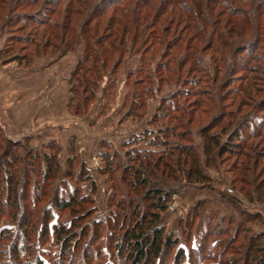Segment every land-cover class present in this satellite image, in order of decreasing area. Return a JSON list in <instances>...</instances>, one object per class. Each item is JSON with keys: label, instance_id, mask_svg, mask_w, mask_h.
I'll use <instances>...</instances> for the list:
<instances>
[{"label": "trees", "instance_id": "16d2710c", "mask_svg": "<svg viewBox=\"0 0 264 264\" xmlns=\"http://www.w3.org/2000/svg\"><path fill=\"white\" fill-rule=\"evenodd\" d=\"M24 1L0 0V19L2 16L0 32L6 27L11 30L17 25L18 29L22 30L23 27H26L24 24L28 25L27 23H29L31 25L32 21L35 27L47 26V28L42 32L40 38H37L39 36L37 28L32 30L31 36L10 34L7 39L8 42L16 41L22 44V51L28 49V45H31V48L28 49V53L20 50L8 57L7 55L13 50L7 42L0 49V60L4 59L3 62L17 61L20 66L27 68L33 64L35 57H48L58 51L54 57L60 58L84 44L82 55L78 58L69 75L71 87L67 110L70 108L69 112L78 115L89 112L100 91H102L106 102L108 97L113 99L112 97L116 94L113 90L117 86L119 76L116 71L123 59L125 58V62H127L130 57V55L124 56L125 40L130 33L128 23L137 22L140 17L143 19L149 17L153 23L169 20L170 23L177 24L178 22L179 24L184 22L181 12H185L188 15L187 18L192 21L191 27L194 29L192 31L195 36L205 42L204 44L208 45V48L222 54H230L235 59L234 64L236 66L240 65L236 55L239 51H250L252 48L256 50L259 42H264V0H137L136 6L143 5L148 10L152 9L153 12L146 10L141 16H136L138 18L129 17L127 20L123 18L125 14L120 11L119 16L115 15L108 18L109 24L112 23L113 25H108L107 28H112L111 34H113L115 41L105 46L100 38H94L95 31L89 27L92 19L86 18L81 26L76 24L78 22L77 17L85 10L84 7L90 8L88 1H82L84 5L77 8L69 3L65 10L66 13L57 22L50 21L47 18L50 15L47 14V17L43 18L42 13L18 11L19 7L27 6V2ZM155 1L158 2L154 4ZM235 3H239V6H235ZM111 4L114 5L113 12H118L116 2L112 1ZM216 6L223 8V13L227 15V19L221 26H217L218 24L214 23L210 17L211 10L214 11ZM170 8L176 11L172 17L170 16L171 13L168 12ZM107 9L108 7L100 9L99 5L96 4L91 8V11L94 14L99 12L98 14L103 15L107 13ZM140 10L138 8L135 14L138 15ZM56 11L58 10H54L55 13ZM165 13L168 14V17L164 15ZM219 13L217 15H220ZM163 16L165 18H162ZM217 19L220 23L221 18ZM225 24L230 26L229 29H225ZM185 27L188 28L189 24ZM135 38V34H131V40L134 41ZM190 42L188 41L189 46ZM122 46L123 48H121ZM118 48L119 50L122 49L120 50L121 54L113 61L111 54ZM143 56V54L140 56L141 61L144 59ZM111 61V70L108 73V78L104 80L103 66H107V63ZM217 61L219 63L215 69L218 76L226 68L223 65V57L218 58ZM193 63L195 68H192L194 70L207 73L205 69H201L200 62L193 60ZM241 66L243 70L248 68L245 64L243 65V61H241ZM257 68L258 71L261 70L264 73V69L259 68V66ZM226 78L224 76V81L222 80L219 84V91H222L223 84L227 81ZM128 80V76L123 80L122 85L124 87L129 85ZM193 81L195 84H200L201 80L196 77ZM205 88L211 97V88ZM130 89L129 87L123 96L122 110L126 109L124 110L126 118L131 117L137 122L144 115L133 113L132 102L126 108L125 98L129 96ZM234 89L239 90L235 87ZM240 91L243 94L242 97L245 96L248 99L246 95H249L251 97L249 100H253L251 105L249 104L248 110L242 111L240 114L230 112L228 114L229 120L218 131H211L210 122L201 128L203 137L201 151L205 156L204 163L201 159L202 155L196 150L193 142H190V139L185 142L186 138L190 137V133L185 125L183 114L187 115L190 112L184 109L183 103L173 108H169L168 104L161 103L155 116H151L148 120L149 125L153 124L155 127L142 130L141 136L144 140L151 142V139L155 137L153 142L162 143L164 146L155 158H153L155 152L143 155L137 151L136 134L123 144L125 149L122 152L115 149L111 142L102 141L101 147L104 149L101 155L102 164L99 165L97 172L105 182L109 183L111 191L113 190L109 199L110 197L117 199L114 203V206L117 207L116 212L109 215L111 227L108 241L105 243L99 241L101 239L99 227L102 222L92 218L94 210H90L87 215L84 214L82 225H77L75 223L76 216H72L69 224L54 225V231L59 238L58 254L56 255L60 253L61 258L51 262L43 260L36 254L34 255L31 236L38 225L37 221L41 217L39 204H44L45 199L50 197L51 209L57 211L69 209L72 211L85 203H91L94 190L84 191V188L81 187V185L91 182L94 188L96 180L90 173L91 167L79 154L74 153L73 147H70L67 166L64 168L60 160V145L54 137L43 142L41 148H35L26 143H20L18 139L8 133L4 137L0 135V215H7L11 221H19L23 231V246L17 239L12 242L10 254L14 257L15 262L17 264H99L100 260L106 264L104 260L110 252L113 257L122 260V264H162L165 259L164 253L178 245V238L172 233L164 234V228L158 227L156 224L160 221V213L166 209L172 196L179 192L183 181L181 176H185L194 184L206 185L210 176L205 169L210 167V162H216L223 154L230 151L235 152L237 156L241 155L247 144L255 148L260 145V141L250 143L248 142L249 139L261 137L264 140V117L258 114L264 109V98L257 99L254 97L247 86L241 87ZM196 93L199 95V92ZM189 94L184 96L186 100ZM193 101L195 102V100ZM161 106L163 109H160ZM166 107L167 110L164 111ZM218 111L220 113L217 112L216 114L221 115V111L219 109ZM173 112L177 114H171ZM179 112L180 114H178ZM224 135L228 136L222 139ZM26 137L31 136L26 135ZM22 149L23 151H21ZM257 153L258 150L253 153V157L248 155L249 157H247L243 167L239 168V177L242 183L239 190H244L247 186L254 187L258 193V199L261 200V197L264 196V184L259 182L255 176L259 163ZM125 159L127 160L125 161ZM250 159L254 160L252 166L248 161ZM116 178L119 179V183L127 186L129 193L138 197L131 199L130 210L126 209L125 196L120 192L118 194L119 187L115 185ZM68 182H73L74 187L70 188ZM31 188L34 189L31 190ZM51 211L50 208L44 209L46 215L43 221L45 233H47L49 221L54 218L53 211ZM254 215L252 217L246 214L240 220V225H238L235 233L224 240L229 242L232 248L230 256L216 264H264V231L254 232L248 224L249 222L261 223L264 219L257 213ZM90 220L92 221L90 222ZM91 230H94L92 234ZM239 231L242 232V235ZM224 233L227 235L228 229ZM86 235L89 245L87 248H82V255H80L78 253V241L80 240L78 239ZM94 244L95 246H93ZM6 253L3 249L0 264H6L4 262ZM69 256L71 259L68 261ZM185 259V250L179 248L175 263L193 264L190 260L187 262Z\"/></svg>", "mask_w": 264, "mask_h": 264}, {"label": "rangeland", "instance_id": "374dc122", "mask_svg": "<svg viewBox=\"0 0 264 264\" xmlns=\"http://www.w3.org/2000/svg\"><path fill=\"white\" fill-rule=\"evenodd\" d=\"M82 1H88L90 8L84 7L85 10L79 17H77L78 22L76 24L81 26L86 18L89 17L90 20L92 19L89 27L95 31L94 38H100V40L103 41L104 46L110 45L115 41L113 34H111L112 28H107L108 25L112 24H109V21H107L108 18L115 15L119 16L120 13L123 12L125 14V17L123 18L128 20L129 17H134L136 19L138 18L136 16H141L142 13H145L146 10H148L143 5L136 6L137 0H25L24 2H27V6L22 8L19 7L18 11L34 12L35 14L42 13L41 16L43 18L50 15L47 18L52 22H57L60 21L62 15L66 13L65 10L69 3L77 8L84 5ZM112 1L116 2L117 8L119 9L118 12H113L114 5L112 6ZM157 2L158 1H155L154 4ZM96 4L99 5L100 9L108 7L107 13L103 15L98 14L99 12H96L95 14L92 13L91 8ZM234 5L239 6V3H235ZM138 8L141 10L137 15L135 12L138 11ZM54 10L58 11L55 13ZM222 10L223 8L220 6H216L214 11L211 10L210 17L214 23L218 24L217 26H221L224 20L227 19V15L224 14ZM148 11L153 12L152 9H149ZM168 12L171 13V17L176 13V11L171 10V8ZM218 12H220V15H217ZM164 15L167 16L168 14L165 13ZM181 17L184 19V22L179 24L178 22L177 24L170 23L169 20L167 22L161 20L153 23L150 21L149 17L146 19L140 17L137 22L128 23L130 33L125 40L126 46L124 48V56L126 57L130 55V57L127 62H125L124 58L122 64L119 65V69L116 71L119 75L118 80L121 83L120 85L117 84L116 88L113 90L114 93H116V95L114 94L112 97L113 99L110 97L107 98V104L105 103L106 107H108L106 111L107 114L98 118V122L95 124H90V128H93L94 131H98L100 128L102 130L101 133L104 134L109 132V137L112 138L119 149L121 143L126 137L130 135L129 138H131L133 134H136L137 151L141 152L143 155L149 152H155V156H153V158H155L158 152L163 150L162 148H164V146L162 143L153 142L155 137L151 139V142L144 140L141 136L143 134V128L151 129L152 127H155L153 124L149 125L148 120L151 116H155L156 110L161 103L168 104L169 108L178 107L179 104L182 105L183 103L184 109L190 112V114L187 115L183 114L185 125L190 133V137H187L185 142H187V139H190L189 141L193 142L196 150L202 155L201 159L204 163L205 156L201 151L203 143L201 128L210 122L211 124L209 126H211V131H218L221 126L229 120L228 114H230V112L240 114V112L248 110V106L249 104L251 105L253 100H249L251 98L249 95H246L248 99H246L245 96L242 97L243 94L240 91L241 87L247 86L253 96L257 99L264 98V73L261 70H257L258 66L259 68L264 69V42L260 41L256 50L255 48H252L250 51H239L236 55L238 56L237 60H239L240 65L236 66V64H234L235 59L230 56V54H222L219 51L208 48V45L204 44L205 42L201 41V39L199 40V38L195 36L192 31L194 29L191 27L192 21L187 18L188 15L185 12H181ZM162 18H165V16ZM217 18H221L220 23ZM1 19L0 21H2ZM33 23L34 22L32 21V23H30L31 25H29V23H27L28 25L24 24L26 27H23L24 29L22 30L18 29V25L13 28L14 30L11 29L12 31L8 27L2 29L0 36L5 38L4 44L8 42L7 39L10 34L31 36L33 32L32 30L36 28V30L39 31V36H37V38H40L42 32L47 26L35 27L33 26ZM185 23L186 25L189 24L188 28L185 27ZM229 27L230 26L225 24V29H229ZM131 34H135L136 36L134 41L131 40ZM188 41H191L190 46ZM186 43H188V45H186ZM8 46H12V48H10L13 50L7 55L8 57L20 50L21 52L28 53V49L31 48V45H28V49L22 51L21 48L23 45L16 41H9ZM83 47L84 44H81L77 50L70 52H75L76 56H81ZM121 48H123V46ZM121 48L120 50H122ZM120 50L118 48L116 51L112 52L111 59L113 61L121 54ZM57 53L48 57H43L44 60L42 65H46L49 62V58L54 57ZM142 54L144 55V59L141 61L140 56ZM222 57L224 60L223 65L226 70H223V72L217 76L215 66L219 63L217 59ZM2 60H0V68H5L2 66L6 63H17V61L3 62ZM193 60H195V62H200L199 65L201 66V69H205L207 73L194 70L195 66ZM241 61H243V65L245 64L248 67L247 69L249 71L247 69H242ZM107 64V66H103L104 71H102L105 73L104 80L108 78L112 61ZM35 66H41V63L36 62ZM10 69L13 68H9L6 72ZM42 70L43 69H40L39 72L36 70L32 73L34 75L27 77L28 79H9L5 87L2 79L4 73L0 72L1 106L10 103L8 102L9 98L6 99V97H4V95L7 94L5 91L15 88V84L34 86L37 83H41L40 89H42V87L45 86L43 84L44 79L42 78L46 74V70L41 73ZM127 76L129 79V85L124 87L122 82ZM224 76L227 77L225 79L227 81L223 84L222 91H219V84L222 82ZM196 77L200 78V84L193 83V80ZM129 87L131 88L129 96H126L127 100L125 98L126 108L132 102L133 113L144 115L143 118L137 122L131 117L126 118L124 116V110L126 109L124 108V110H122L121 108L122 102L124 101L123 96H125L124 94ZM205 87L211 88V97H209L207 93L209 91H207ZM234 87L239 90H235ZM13 92L14 91H11V93ZM196 92H199V95ZM187 93L190 94L186 100V97L184 96L187 95ZM221 96L222 98L220 99ZM9 97L11 98L12 94L9 95ZM193 100H195V102ZM102 103L103 100L99 99L95 108L101 111L103 107ZM163 106H161L160 109H163ZM218 109L221 111V115L216 114L219 112ZM166 110L167 107L164 111ZM171 114L174 115L177 113L173 112ZM178 114H180V112ZM226 114L227 116H224ZM258 114L259 116L264 117V109ZM40 126L37 125L35 127H38V129H36L34 135L29 138L26 137V135L13 137L18 139L22 144L26 143L30 147L41 148L43 142L53 138L51 136L53 135V131L51 132L50 127H47L46 125ZM16 127L17 126L13 124L7 116H3V119L0 121L1 137L7 135L8 132H13ZM8 134L10 135V133ZM227 136L228 135H224L222 139H225ZM259 141L260 145L256 148L247 144V146L243 148L241 155L237 156L235 152L230 151L223 154L221 158L216 160V162H210V167L205 169L210 176V180H208L206 185L194 184V182L187 180L185 176H181L183 181L182 186L179 188V192L172 196V199L167 203L166 209L160 213L161 219L156 224L158 227L164 228V234L172 233L178 238V245L164 253L165 259L162 261V264H176V253L179 248L185 250V261L187 262L190 260L193 264H216L218 261L225 260L230 256L232 248L230 247L229 242L224 240L235 233L238 225H240V220L245 217L246 214L254 217V214L257 213L264 219V196L261 197V200L258 199L257 191L254 187L252 188L250 186L245 187L244 190H239L242 186L239 177V168L243 167L244 162L247 160V157H249L248 155L254 156L253 153H255L256 150H258L257 158L259 163L257 170L255 169V176L259 182L264 184V140L261 137L248 140L250 143ZM80 148L81 152L86 153L87 155L90 154L92 150L90 149L89 152H85V147L81 146ZM21 151H23V149ZM86 157L89 159L88 161L92 167H99V162L96 158H89V156ZM64 158L65 156L62 157L61 160L63 161ZM126 160L127 159H125V161ZM248 161L252 166L254 160L250 159ZM98 167L90 168V173L96 180L94 188L92 187L91 182L85 183V185H83L84 187L81 185V187L84 188V191L88 189L94 190L91 203H85L80 206V208L76 207L72 211L69 209L63 211L51 209L52 202L50 197L45 199L44 204H39L41 217L37 221L38 225L33 230V235L31 236L34 255L36 254L47 262L60 259V253L59 255H56L58 254L57 249L59 248V238H57V234L54 231V225L60 223L69 224L72 216H76L75 223L77 225H82L84 214L87 215L90 210H94L92 218L96 221L102 222L99 227L101 238L99 240L100 243L108 241L111 227L109 215L116 212L117 207L114 206V203L117 199L116 197H113V199L110 197L109 199L113 190L111 191L109 183L105 182L103 177L98 174ZM115 182L114 184L119 187L118 194L120 192V194L125 196L124 200L126 201V209L130 210L131 199H137L138 197H135V194L133 193H129L127 186L119 183L118 178L115 179ZM68 184L70 188L74 187L73 182H68ZM33 189L31 188V190ZM49 208L53 211L54 218L49 221L47 225L48 230L46 229L47 233H45L43 221L46 215L44 214V209ZM12 221L7 215H0V258L3 255V249H5L7 253L4 255V262H6V264H17L14 257L10 254L12 251L11 246L13 240L17 239L21 246L24 244L22 237L23 231L20 226L21 223L19 221ZM91 221L92 220H90V222ZM248 224L251 226L252 231L259 232L261 231L260 228L264 226V221L261 223L256 222V224L254 222H249ZM227 229L228 234L226 235L224 232ZM90 232L92 234L94 230H91ZM81 235H83V233H81ZM240 235H242V232H240ZM8 237L9 239H6ZM87 239V235L78 239L80 240L78 241V253L80 255H82V248H87L89 245V240ZM206 241L207 244H205ZM93 246H95V244ZM68 258L69 261L71 257L69 256ZM104 261L106 264L123 263L119 258L115 256L113 257L110 252L107 254ZM99 262V264H103L100 260Z\"/></svg>", "mask_w": 264, "mask_h": 264}, {"label": "crops", "instance_id": "0c3cea01", "mask_svg": "<svg viewBox=\"0 0 264 264\" xmlns=\"http://www.w3.org/2000/svg\"><path fill=\"white\" fill-rule=\"evenodd\" d=\"M4 41L5 38L0 36V49L3 47ZM75 54V52H68L60 58L51 57L46 65H42L43 57H35L34 63L27 68L20 66L16 62L3 64L2 67L5 68H0V72L4 73L2 78L4 87L9 79H26L34 75L32 73L36 70L39 72L40 69H43L41 73L46 70V74L42 78L45 85L42 89H40L41 83H37L34 86L15 84V88L5 91L7 94L4 97L6 99L9 98L8 102L10 103L3 106L0 103V121L3 119V116H7L17 126L13 132L8 133H10V136L17 137L21 135H34L35 130L38 129V127L35 128L37 125L50 127L51 132L53 131V135L51 136L56 138L60 145V160L65 156L63 161L61 160L64 167L67 166L70 147H73L74 153L79 154L91 167L89 159L86 156H89V158L94 157L99 162V165L102 164L101 155L104 151L101 147L102 141L107 140L111 142L115 149L122 152L125 149L123 144L129 140L130 135L123 140L119 149L112 138L109 137V132L104 134L101 133L102 130L100 128L98 131L90 128V124H95L98 122V118L107 114L108 107L104 106L106 99L102 95V91L98 93L97 99L92 103L87 114L78 115L68 112L66 107L71 87L69 75L80 57V55L76 56ZM36 62H40L41 66L36 67ZM9 68L13 69L6 72ZM120 83L118 80L117 84L120 85ZM11 91L14 92L11 93ZM11 94L12 97L10 98L9 95ZM99 99L103 100L101 111L95 108ZM81 146L85 147V152H89L92 149L91 153L87 155L81 152ZM260 229L264 231V226Z\"/></svg>", "mask_w": 264, "mask_h": 264}, {"label": "built area", "instance_id": "2783aa9c", "mask_svg": "<svg viewBox=\"0 0 264 264\" xmlns=\"http://www.w3.org/2000/svg\"><path fill=\"white\" fill-rule=\"evenodd\" d=\"M92 167V166H91ZM93 168H97V167H93Z\"/></svg>", "mask_w": 264, "mask_h": 264}]
</instances>
